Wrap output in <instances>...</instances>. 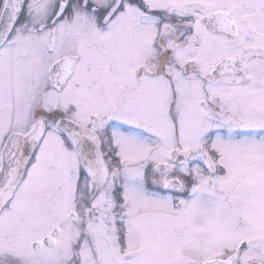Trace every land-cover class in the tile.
<instances>
[{"label": "flooded vegetation", "instance_id": "1", "mask_svg": "<svg viewBox=\"0 0 264 264\" xmlns=\"http://www.w3.org/2000/svg\"><path fill=\"white\" fill-rule=\"evenodd\" d=\"M31 1H25L16 26L0 49L1 79L5 74L1 90L10 89L18 69L36 67L40 55V70L32 75L27 91L31 95L29 100L39 101L45 109L30 122L31 116H24L23 112L18 118L15 109L5 104L0 109V129L5 126L16 129L28 122L36 125L42 120L45 130L55 126L66 150L77 155L79 167H75L72 195L82 197L76 206L84 209L80 211L82 220L84 211L90 209L93 226L91 238L85 244L80 234L73 239L66 264H79L82 244L89 245L94 255L95 245L100 242L101 222L106 229L109 257L126 264L131 254L127 246L129 226L138 224L134 222L137 215L129 213L131 195L128 197L129 184L122 175L121 145L115 139V131L129 128L123 119L128 113L156 109L159 131L166 144H182L173 142L171 133L180 136L183 124L198 114L218 122L222 128L234 130L240 134L238 137L264 132V107L247 101L255 94L264 95V0H42V12L38 14L28 9ZM195 54H199L197 59L193 58ZM178 79L184 89H192L191 96L187 95L190 102L180 103ZM223 88L234 93L223 98L220 92ZM29 100L21 102L24 111L26 107L29 110ZM66 101L74 103L69 107ZM159 105L162 111L157 112ZM62 120L75 125L72 132L75 137L99 145L108 172L104 181L87 174L77 149L59 127ZM6 133L4 144H0V174L5 143L14 132ZM43 140L9 203L32 176ZM200 144H203L201 154L190 152L187 159L178 158V162L172 163L170 153V158L146 164L137 182L152 196H165L174 207L185 209L186 215V210L194 208L192 191L203 181L218 200L214 224L220 238L224 236L238 245L222 257L205 259L199 264L232 259L233 264H264V255L246 260L241 257L260 239L253 228L254 191L245 187L239 176L226 177L221 157L210 146L211 136ZM204 155L207 157H200ZM160 164L171 165L170 170L162 172L158 169ZM107 193V206L94 207L98 194L103 200ZM76 218L74 214L69 216L72 223ZM177 224L172 222L163 227L165 236L160 238L162 245L175 253L170 257L175 261L170 263L169 257H156L147 259L148 264H182L183 260L191 264L187 252L199 242L198 238L172 236L171 230ZM211 225L204 228L206 233ZM160 231L161 228L156 229L155 233ZM59 234L60 229L54 226L50 235L33 243L34 252L46 254L53 250ZM52 236V241L45 242ZM57 254L60 259L62 254Z\"/></svg>", "mask_w": 264, "mask_h": 264}, {"label": "rangeland", "instance_id": "2", "mask_svg": "<svg viewBox=\"0 0 264 264\" xmlns=\"http://www.w3.org/2000/svg\"><path fill=\"white\" fill-rule=\"evenodd\" d=\"M28 9L37 14L41 13L42 0L31 1ZM198 57L199 54L193 56L194 59ZM40 58L41 56L38 55L36 67L17 70L10 89L7 88L9 92L13 93L11 96H8L7 89L1 90L5 74L2 79L0 77V109L3 105L8 104L11 110L15 109L14 114L18 118L22 116L23 112L24 116H31L32 121L30 120V122H33L36 114L44 111V105H41L39 101L29 100L31 95L27 91V84L30 85L33 81L32 75L40 70L42 60ZM7 77H11L10 72ZM177 86L180 100H182L180 103L190 102L187 95L191 96L192 89H184L182 81L179 79L177 80ZM220 92L223 98L227 94L234 93L226 88L220 89ZM7 98H9V101ZM25 98H28V102H31L28 105L29 110L26 107V111H24V102L21 103ZM247 101L257 103L259 107H264V95L255 94L248 97ZM65 103L71 107L74 102L66 101ZM53 104H56V102L54 101ZM178 107L180 108V106ZM160 110L162 111L161 105L158 106L157 112ZM191 111L193 110L191 109ZM155 114L156 109L149 112L145 109L140 114L128 113L123 119L129 128L115 131V139L121 145L119 155L123 159L122 175L129 184V187H127L128 197L131 195V199H128V204H132L129 213L133 216L137 215L134 222L138 224L137 227L129 226L131 230H128L129 240L127 246L131 254L128 253L126 264H148L147 259H155L156 257L157 259L169 257L167 260L170 263L174 262L175 259L170 257L174 256L175 253L166 249V246L162 245L163 240L160 239L165 236L162 228L168 227L172 222H178L175 226L177 229L171 230L173 232L172 236L198 238L199 242L187 252V255H191V264H199L205 259L222 257L225 253L231 250L234 251V248L237 247L238 244H235V241H228L224 236L220 238L218 227L214 224L218 200L213 194L209 193V187L204 186L203 181L200 180L199 187H194L196 190L192 191L191 194L194 196L192 198L194 208L190 212L186 210V215H183L185 209L174 207L172 201L165 196H152L137 182L140 170L146 164L163 161L166 157L170 158V153H172L174 147H180L182 151L201 154L200 150L203 144L200 143L208 136L212 137L213 144H210V146L213 150L216 149L214 151L215 155L218 153V156L221 157L227 173L226 177L239 176L245 187L251 188L254 191L253 194H255L253 202L255 212L252 219L253 228L256 233L260 234V239L255 243V247L254 244H251L248 250L242 253L241 257L246 260L253 256L264 255V132L255 131L238 137L239 133L237 134L234 130L228 127L222 128L218 125V122H213L204 114H198V116L189 118L183 124L180 136L171 133L172 141H181L182 144H166V139L160 134ZM141 116L143 117L141 118ZM187 116L185 115V117ZM30 122L26 125L20 124L22 127L17 126L16 129L6 126L1 128L0 144H4L3 137L10 130L18 134H28L34 125ZM41 123H43L42 120ZM59 132L55 126L45 130L42 149L32 176H30L22 192L9 203V207L5 206L4 211L2 210L3 213L0 217V264H66V259L69 257L67 254H69L73 239L80 234L82 243L85 244V241L91 238L93 225L90 222L92 219L90 209L84 211L85 217L82 220L80 211L84 209L76 206L77 201L82 197L80 196V199H78V197L74 198L72 195V183L77 175L75 167H79V160L73 151L68 152L66 150ZM69 149L71 150L70 147ZM207 150L204 149L205 152ZM104 165L107 168L105 162ZM43 189L47 191L44 197L42 194ZM106 195L102 200L98 194L93 206H98L99 209H101V205L107 206L109 193ZM71 214L77 217L75 223H72L69 219ZM185 223L189 224L190 229ZM100 224L102 228L100 227L98 230L100 242L95 245L96 252L92 255L89 245L84 246L82 244L83 250L80 252L79 264H119L121 262L118 258L112 259L109 257L106 229L103 227V222ZM183 224L186 228H183ZM210 224H212V227L206 233L204 228ZM54 226L60 229L58 245L53 250L45 252L46 254L34 252L33 243L50 235ZM78 226L81 228H78ZM158 226L161 231L155 233L156 229H160ZM165 233L166 236H169L168 231L165 230ZM84 235L86 236L84 237ZM204 236L206 238L201 240ZM212 238L217 239L212 240ZM256 247L258 248L256 249ZM58 252L62 254L60 259L58 258ZM164 263H166V260ZM188 263L187 260L182 262V264Z\"/></svg>", "mask_w": 264, "mask_h": 264}, {"label": "water", "instance_id": "3", "mask_svg": "<svg viewBox=\"0 0 264 264\" xmlns=\"http://www.w3.org/2000/svg\"><path fill=\"white\" fill-rule=\"evenodd\" d=\"M26 0H2L0 7V49L3 47L8 37L12 33L18 22ZM74 124L62 120L59 127L67 134L72 145L77 149L81 163L90 177H100L103 181L107 177V168L99 149L98 144H92L85 138H77L73 135ZM45 135V126L39 122L34 125L28 134H11L6 141L3 154V167L0 174V214L4 207L12 200L14 193L22 181L28 165L34 157ZM23 151L22 153L20 151ZM190 152L175 149L171 153V162L176 163L179 159H187ZM207 157L206 155L200 156ZM17 160V163H14ZM171 165L160 164L158 169L168 172ZM56 233H54V236ZM48 240L52 241V238ZM35 247V245H34ZM205 264H233V259L229 261H211Z\"/></svg>", "mask_w": 264, "mask_h": 264}, {"label": "trees", "instance_id": "4", "mask_svg": "<svg viewBox=\"0 0 264 264\" xmlns=\"http://www.w3.org/2000/svg\"><path fill=\"white\" fill-rule=\"evenodd\" d=\"M1 4H2V0H0V7H1Z\"/></svg>", "mask_w": 264, "mask_h": 264}]
</instances>
